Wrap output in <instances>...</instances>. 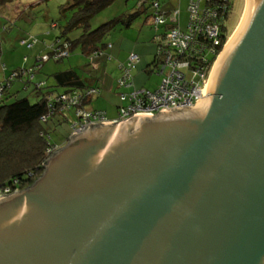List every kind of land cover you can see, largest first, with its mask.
Returning a JSON list of instances; mask_svg holds the SVG:
<instances>
[{
  "label": "water",
  "instance_id": "1",
  "mask_svg": "<svg viewBox=\"0 0 264 264\" xmlns=\"http://www.w3.org/2000/svg\"><path fill=\"white\" fill-rule=\"evenodd\" d=\"M205 93L69 136L0 196V264H264V0Z\"/></svg>",
  "mask_w": 264,
  "mask_h": 264
},
{
  "label": "rangeland",
  "instance_id": "2",
  "mask_svg": "<svg viewBox=\"0 0 264 264\" xmlns=\"http://www.w3.org/2000/svg\"><path fill=\"white\" fill-rule=\"evenodd\" d=\"M139 1L141 0H115L90 19V27L95 28L123 12L136 10ZM148 1L151 0H146L144 6L148 5ZM66 2L67 0H13L0 6V82L6 78L3 75L1 64H4V68L7 65L6 69L8 71L23 67L29 69L36 63H39L36 61L37 57H42L44 54H47L48 47L51 48L50 46L56 40L61 26H65L67 22V15H69L70 11L66 9L64 13L61 12L66 8ZM187 4L185 0H182L180 9L181 29H185L187 23ZM244 7L245 0H234L233 12L230 21L228 20L231 23V27H233L230 36L242 17ZM149 14L150 9L147 8L142 13H139L130 26L117 25L104 36L103 42L106 44L111 43L112 46L118 47L119 50H116V52L130 53L134 51L139 56L141 55V57L144 53H150L147 52L145 46L148 44L146 31L155 29L152 26L153 18H149ZM149 20L151 21L152 27H149V24H147ZM52 22H56L58 26L53 27L51 25ZM79 34L80 30L75 29L66 32V36H64L75 38ZM28 38H36L31 49L26 48V44L22 42ZM36 51H39V53L34 55ZM141 51H144V53ZM28 57L29 61L26 63ZM115 57L111 53L110 48L106 47L102 54L94 59H90V57L81 53L77 46L70 50L66 57L58 60L50 58L43 63V68L39 69L38 73H36L37 71L34 72L35 77L30 82H27L25 78H15L11 81L8 90L10 94L15 93L16 97H27L29 101L34 102L36 100L34 87L39 78L44 83H47L48 86L54 81V72L72 68L82 78L94 79L92 85L99 87L100 95L91 102V108H99L106 112L107 118H112L117 114L116 106L119 104L118 92H126L134 88L153 90L160 84L162 78L160 74H156L155 67L152 68L153 71L149 75L143 71L146 64L152 60L153 55L149 54L146 57L144 56L145 59L143 58L141 63L138 64L137 62L138 65L136 64L134 69H132V75H135L133 78L134 83L127 87H117L115 80L121 75V72L114 68V60L118 64L123 62V60L119 61ZM93 63H96V66H93ZM57 89L62 90L63 88L57 87ZM13 99V97L7 98L4 102L9 103ZM66 113H68L66 114V120L58 124L49 121L44 125V129L48 132L45 136H47L49 143L64 142L65 136L70 131L71 120H73V111H66Z\"/></svg>",
  "mask_w": 264,
  "mask_h": 264
},
{
  "label": "trees",
  "instance_id": "3",
  "mask_svg": "<svg viewBox=\"0 0 264 264\" xmlns=\"http://www.w3.org/2000/svg\"><path fill=\"white\" fill-rule=\"evenodd\" d=\"M12 1L13 0H0V6ZM114 1L115 0H67L65 3L66 8L61 11L62 13H64L66 9L70 11L69 15H67V22L65 26H61L60 33L56 37L55 42H59H53L50 46L51 48L48 47L49 50L47 54L43 55L47 56L45 61L50 58H54L56 60L62 59L69 54L70 50L77 46L79 47L80 52L85 54V56L90 57V59L96 58L98 55L103 53V50L106 47L111 48V43L106 44L103 42V38L106 34L119 24L124 25L125 27L130 26L139 13H142L149 8V18L154 19L156 11L157 13L163 14L165 18L164 23L156 25L153 22L152 24L154 29H161L159 33L156 32L153 34L155 52L151 62L144 69L145 71L152 72V68L156 67L158 62L161 61V57L157 50L160 45H166L164 43L166 31L176 25V23L169 20V17L175 10L169 12V16L166 17L167 14L159 8V2L157 0L148 1L147 6H144V2H146V0H141V3L138 4L136 10L123 12L118 16L101 23L97 27L91 28L90 19ZM152 1H156L158 3L157 10L152 8ZM202 4H204V8L209 7L211 10L216 9L219 12H221L223 5L226 6L224 13L222 14L223 17L221 19V23L219 24L217 30V38L219 39L218 47L220 50L228 40L233 30L229 21L234 8V0H226V3H223L222 0H208L204 1ZM177 23L179 26L178 19ZM51 25L53 27L58 26L56 22H52ZM75 29L80 30V34L77 37H65L66 32ZM63 36L64 38H62ZM204 36L206 37V35L203 34L201 39L204 38ZM205 39L208 38L206 37ZM64 43L66 44L65 51L67 54L65 56L55 57L53 52L58 50L56 48H61V50L64 49ZM42 57H37L36 61L39 63H36L29 69H25L23 67L10 71L7 76H5L6 78L0 82V192L6 187H9L10 191H13L15 189H22L29 186L42 172L43 164L49 156L47 150H53L60 147L69 138L71 127L70 131L67 133L68 137L64 140V142H56L52 144L47 141V136H45L48 132L44 129V125L49 121L58 124L61 121L66 120L67 115L64 113L70 110L73 111L72 117L74 118V108L69 107L65 111L61 109L63 103L57 99L58 96L60 94L72 95L74 92L79 91L83 93L85 89L87 90L89 87L93 86V78H82L74 69L67 68L53 73V78L56 81L55 85L56 87H62V92L43 91V88L47 87H44L43 82L38 81L34 87L36 97L34 102L29 101L27 97H16L15 93H6L10 87L11 81L15 78H25L27 82H30L34 76V72L40 69L42 62H45L41 61ZM108 57L110 58V56ZM139 59L137 62H139ZM206 59L208 60V66L206 68L208 71L215 59V56L207 54ZM126 60L122 64H125ZM1 69H5L4 64H1ZM11 97L14 98L11 102H4L5 99ZM91 98L93 97H86L83 99V103H81V105L88 104ZM43 116L45 117L44 120L42 119ZM54 117L55 119H53Z\"/></svg>",
  "mask_w": 264,
  "mask_h": 264
},
{
  "label": "built area",
  "instance_id": "4",
  "mask_svg": "<svg viewBox=\"0 0 264 264\" xmlns=\"http://www.w3.org/2000/svg\"><path fill=\"white\" fill-rule=\"evenodd\" d=\"M208 0H188V20L185 29H181L177 23L178 11H173L169 20L176 25L169 28L164 36L165 46H159L158 52L161 61L155 67L156 74L162 76L161 82L153 90L146 88H134L126 92H118L120 103L117 106L116 116L107 118L103 110L89 109L81 105L86 97L98 96L99 88L89 87L82 93L74 92L72 95L60 94L58 100L63 103L61 109L64 111L69 107L74 108V118L71 123L70 136L80 132L85 127L98 122H117L125 119L137 112L149 113L155 115L161 108H173L195 104V101L204 97L202 88L206 83L212 66L223 47L219 50V39L217 38L218 26L221 23L226 6H222L221 12L216 9L204 8L202 3ZM226 3V0H222ZM141 3V2H140ZM139 3V4H140ZM152 8L157 10L158 3L152 1ZM153 22L158 25L165 22L164 15L155 13ZM203 34L206 37L201 39ZM158 38V37H157ZM36 38H29L22 41L31 47ZM59 41H56L57 43ZM54 43V45H55ZM64 49L56 48L54 56H65L66 44ZM207 54L214 55L215 59L207 71ZM41 61H45L47 56H43ZM139 57L135 52H130L125 64L120 65L121 75L116 80L117 87H127L132 85V69L137 63ZM96 66V63H93ZM40 85V84H38ZM1 91V87H0ZM44 120L45 117L43 116ZM55 149H48L50 155ZM18 190V189H15ZM13 190V191H15ZM9 187L0 192L1 195L12 193Z\"/></svg>",
  "mask_w": 264,
  "mask_h": 264
},
{
  "label": "crops",
  "instance_id": "5",
  "mask_svg": "<svg viewBox=\"0 0 264 264\" xmlns=\"http://www.w3.org/2000/svg\"><path fill=\"white\" fill-rule=\"evenodd\" d=\"M158 2H159V8L160 9H162V11H164V13L165 14H167L166 15V17H168L169 15H168V13L169 12H171V11H173V10H176V11H178V14H177V19H178V22H179V26H180V16H181V5H182V0H157ZM186 1V3L188 2L187 0H185ZM141 1H139L138 2V4L140 3ZM147 24H149V27H151V21L149 20L148 22H147ZM152 31H153V33H152ZM161 31V29L159 28V29H155V30H150V31H146L147 32V41H148V44L147 45H145L146 46V48H147V52H150V53H147V54H145L144 53V51H141V52H143L144 53V55H142V57H141V55L139 56V62H138V64L139 63H141V61H142V59L144 58L145 59V57L146 56H148L149 54H152V55H154V52H155V41L153 40V34H155L156 32H160ZM144 34H145V32H144ZM23 40V39H22ZM55 42V41H54ZM26 47V46H25ZM33 47V46H32ZM31 47V48H32ZM27 48V47H26ZM31 48H28V49H31ZM110 50H111V53L112 54H114L116 57V59L117 60H119V61H122L123 60V62H121V63H115V60H114V68H116V69H118V71H120L121 72V67H120V65H122V63H124L125 62V60L127 59V56H128V52L126 53V52H123V53H121V52H116V50H119V48L118 47H114V46H112L111 45V48H110ZM39 53V51H36V53H34V55L35 54H38ZM37 56V55H36ZM67 56V55H66ZM145 56V57H144ZM113 58V57H112ZM153 58V57H152ZM49 60V59H48ZM47 60V61H48ZM29 61V57H28V59L26 60V63ZM46 62V61H45ZM45 62H42L41 63V66H40V69L41 68H43V66H44V64L43 63H45ZM151 62V61H150ZM150 62H148L147 64H146V66L150 63ZM25 63V64H26ZM137 64V65H138ZM6 66L7 65H5V69L3 70V75L4 76H7V74L10 72V71H8L7 69H6ZM67 69V68H66ZM145 69V68H144ZM143 69V71L147 74V75H149V73H151V72H149V71H145ZM65 70V69H64ZM36 73H38V71L36 72ZM133 76V75H132ZM33 77H35V74H34V76ZM135 77V75L133 76V78ZM132 78V84L134 83V79ZM54 79V78H53ZM37 81H41V82H43L44 83V81L42 80V79H38ZM115 82H116V80H115ZM56 81H55V79H54V81L51 83V84H49L48 86H47V83H44L43 85H44V87H47L46 89H44L43 88V91H53V92H62L63 91V89L62 90H58L57 89V87H56ZM62 88V87H61ZM6 93H9V90L6 92ZM118 96V95H117ZM93 98H91L90 99V101L88 102V104H85V107L86 108H91V102L95 99V98H97V97H99V95L98 96H92ZM117 108V107H116ZM91 109H96V108H91ZM97 109H99V108H97ZM69 112V111H68ZM64 114H68V113H64ZM68 137V134L65 136V140H66V138Z\"/></svg>",
  "mask_w": 264,
  "mask_h": 264
},
{
  "label": "clouds",
  "instance_id": "6",
  "mask_svg": "<svg viewBox=\"0 0 264 264\" xmlns=\"http://www.w3.org/2000/svg\"><path fill=\"white\" fill-rule=\"evenodd\" d=\"M227 42V41H226ZM59 148V147H58Z\"/></svg>",
  "mask_w": 264,
  "mask_h": 264
}]
</instances>
